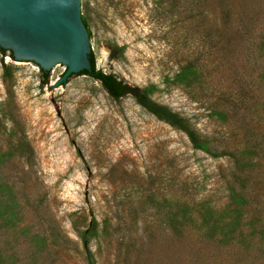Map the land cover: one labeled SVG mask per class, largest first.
Listing matches in <instances>:
<instances>
[{"label":"rangeland","instance_id":"rangeland-1","mask_svg":"<svg viewBox=\"0 0 264 264\" xmlns=\"http://www.w3.org/2000/svg\"><path fill=\"white\" fill-rule=\"evenodd\" d=\"M81 1L97 68L146 89L235 158L194 148L132 94L116 99L86 74L51 89L65 66L45 80L35 63L0 51L7 264H87L83 234L94 219L98 264H264L259 249L200 237L228 230L214 223L239 205L231 188L253 194L241 227L264 221V0L215 10L213 0ZM184 209L196 221L178 236Z\"/></svg>","mask_w":264,"mask_h":264},{"label":"water","instance_id":"water-1","mask_svg":"<svg viewBox=\"0 0 264 264\" xmlns=\"http://www.w3.org/2000/svg\"><path fill=\"white\" fill-rule=\"evenodd\" d=\"M0 47L15 61L33 62L40 70L65 66L51 89L93 70L81 0H0Z\"/></svg>","mask_w":264,"mask_h":264},{"label":"trees","instance_id":"trees-1","mask_svg":"<svg viewBox=\"0 0 264 264\" xmlns=\"http://www.w3.org/2000/svg\"><path fill=\"white\" fill-rule=\"evenodd\" d=\"M226 2L228 3V0H220L219 4H216V0H213L211 2L214 3V10L215 9H221L222 6H226ZM224 4V5H223ZM85 24L87 25L89 29L88 22L83 17ZM90 37L91 32L89 29ZM1 52H7V50L0 47ZM91 60L93 65L92 71H83L81 74L90 75L96 80H99L102 85L107 89V91L114 97V98H121L127 94H132L139 104H141L144 108H146L149 112L157 116L159 119L166 121L170 125L174 126L175 128L182 130L186 132L190 140L193 144V147L196 149L204 150L208 153H210L214 157H219L223 155H229L233 158H235L234 154L230 151H227L226 149H223L222 151H219L220 149L215 148L212 143L209 141L208 138L201 136L196 130L192 129L190 125L188 124L186 118L181 116L179 113L175 112L171 108L160 104L156 101H154L146 89L140 88V87H133L130 84L126 83L124 80L119 79L117 75L114 73H108L104 72L101 69L97 68L96 59L94 56V53L91 54ZM263 71L259 75L260 81H264V65L262 66ZM43 73V76L45 80H47L50 76V72L41 70ZM74 76V75H72ZM71 76V77H72ZM247 192H241L236 190V188H231V194L234 199L237 197L240 199L238 202L239 205L235 204L234 202H230L226 208L223 209L222 213L219 214V218L215 219V225L224 228L226 227L227 231H222L221 235L219 237H216V233L214 235H210L207 233L202 232L201 238L205 240L214 239L215 243L218 246L222 247H229L232 246V248H237L240 251H246V252H253L254 249H259L262 255L264 254V221L260 219L259 225H256V223L251 222V228L248 229L246 226L240 225V222L245 216L244 212V206L247 204H251L252 196L249 195ZM250 193V192H249ZM8 196V195H6ZM247 197V198H246ZM8 200H11L10 197L6 198V202ZM200 207H198L199 210H204L205 208L209 209L211 212L215 211V207L212 205H206V203L199 204ZM188 211L186 209L183 210L182 213H177V234L178 236H182L183 234V226L186 223L195 222V217H191V215H188ZM233 212L234 214H231ZM8 220V219H7ZM204 225L209 226L210 223L204 222ZM230 226V227H228ZM98 223L97 220L94 219L92 221L91 227L89 230L85 231L83 234L84 238V245L86 249V258H87V264H98L96 261V257L91 249L90 243L91 239L94 236V234L97 232ZM249 230V231H246ZM6 255L0 251V264H7V260H5Z\"/></svg>","mask_w":264,"mask_h":264}]
</instances>
